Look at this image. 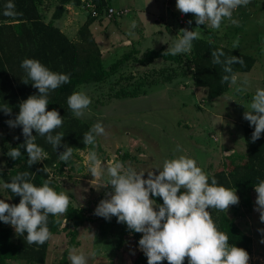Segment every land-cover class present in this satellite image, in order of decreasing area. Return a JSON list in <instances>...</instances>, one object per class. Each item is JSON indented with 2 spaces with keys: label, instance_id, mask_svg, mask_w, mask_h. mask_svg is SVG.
<instances>
[{
  "label": "rangeland",
  "instance_id": "rangeland-1",
  "mask_svg": "<svg viewBox=\"0 0 264 264\" xmlns=\"http://www.w3.org/2000/svg\"><path fill=\"white\" fill-rule=\"evenodd\" d=\"M164 2L166 4L163 6L161 0H109V4L125 7L128 11L115 20L102 17L92 23L91 32L103 51L105 66L108 67L123 53L134 48L139 50L138 56L148 48L162 46L168 49L183 35L181 29L194 30L208 37L203 33L207 25L197 26L193 14H182L176 8V0ZM55 4L53 0L42 5V16H50ZM70 6V9H65L61 22L72 21L68 35L75 40L76 29L89 11L82 4ZM162 7L168 10L166 15L163 14ZM44 18L46 19V15ZM190 20L191 24L188 23ZM233 20L241 21L250 30L245 37L258 38L254 41V47L248 50L253 51L257 63L251 71L239 73L244 75L237 76L236 85L233 88L231 86L220 98L206 99V89L193 84L191 72H187L190 67L185 59L180 63L155 59L146 65L129 60L122 63L104 81L79 86L77 92L88 95L92 103L90 110L78 118L91 127L100 122L105 129V135L96 136L92 150L97 153L102 165L106 166L111 161L122 162L125 168L131 167L137 172H144V178L147 179L148 171L158 175L156 168H162L166 159L180 155L195 159L197 165L205 173H209L221 168L222 162L230 153H245L243 127L250 126V123L243 118V114L248 111L257 89H264V0H250L247 6L234 10L231 20L225 19L223 25L228 24L232 29L236 26ZM55 22L58 24L60 20ZM133 23L136 25L134 28ZM230 31L227 37L223 36L217 42L228 46L232 44V39L237 46L238 38L229 34ZM254 31L258 33L255 35ZM242 42L246 49V43L244 40ZM181 65L185 72L171 82L149 85L147 79L157 77V74L149 73L152 69L179 68ZM130 93L135 96H129ZM120 94L126 96H119ZM261 135L264 137V133ZM6 136L9 138L4 141ZM14 139L15 128L0 124V199L9 204L12 202L1 179V171L7 165L2 147ZM89 153V150L78 151L73 158L74 164L64 167L61 175H56L49 168L61 191L75 205L85 207L92 217L78 228L79 245L70 248L65 264H71L69 254L72 251L83 252L88 257V264H132L136 250L140 247L135 246L129 238L130 234H127L123 246L118 249L116 241L119 227L94 214L100 201L109 199L113 190L110 185L107 186L109 177L106 172L102 177L96 178L90 173ZM235 192L239 203L230 206L227 213L253 239L248 264H264V243H261L264 233L258 231L264 229V222L260 221L259 212L255 210L257 193L254 189L243 188H237ZM246 196L251 199L250 205L244 203ZM2 223L15 231L10 224ZM100 224L104 226L103 232ZM67 240L64 232L53 235L46 260L41 264H63L61 258L68 246ZM9 264L25 262L11 260ZM163 264H167V261Z\"/></svg>",
  "mask_w": 264,
  "mask_h": 264
},
{
  "label": "clouds",
  "instance_id": "clouds-1",
  "mask_svg": "<svg viewBox=\"0 0 264 264\" xmlns=\"http://www.w3.org/2000/svg\"><path fill=\"white\" fill-rule=\"evenodd\" d=\"M249 3L250 0H176V8L182 14H193L197 26L208 25L219 29L225 19L231 20L234 10ZM4 14H16L11 0L5 5ZM232 22L236 23L234 20ZM135 26L133 23L132 27ZM181 32L183 35L167 50L171 55L189 53L192 42L200 36L194 30L181 29ZM211 56L213 64L224 65L225 73H232V64L244 63L236 56L222 61L220 58L224 52L219 49L213 51ZM21 68L33 87L38 89L39 95L29 96L23 101L15 120L7 123L11 127L22 126L25 137L23 146L31 167L45 157L44 150L35 143L33 130L46 137L55 150L61 146L63 133H52L62 126L63 119L57 110H47L48 94L69 83L70 77L53 72L31 58L24 59ZM236 80V75L232 73L231 76L224 75L221 83L235 84ZM67 103L75 116L83 117L90 110L92 101L85 93L75 92L68 97ZM0 110L11 114L7 105L0 106ZM243 118L254 126L252 141L255 142L264 133V89H257ZM105 134L102 123L97 122L85 133L84 144L95 146L96 136ZM64 147L65 151L59 154V158L67 163L73 150L72 147ZM7 155L16 160L21 152L18 148H12ZM89 162L92 176L102 177L106 172L109 177L107 186L110 185L113 190L109 199L100 201L94 214L106 220L115 216L117 222L126 224L129 230L142 233L138 243L147 257V264H163L165 260L167 264H184L186 259L187 264H248V252L229 244L228 235L218 230L209 211L227 212L230 206L239 203V197L235 191L219 185L215 177L209 183L208 174L197 165L195 159L185 155L166 159L162 168H156L159 174L148 171L147 179L144 172L125 168L122 162L111 161L106 166L102 165L95 151H90ZM28 176V172L19 173L10 183L3 184L4 189L19 196L20 200L18 204H9L0 199V221L10 224L19 235L26 233L28 244L43 245L52 237L48 228L49 215H64L70 197L65 192L55 191L48 180L38 187L29 182ZM254 190L257 193L255 210L259 212L260 221L264 222V180L256 184ZM152 197L161 198L163 204L157 205ZM258 231L264 233V229ZM69 259L71 264H88V257L83 252L72 251Z\"/></svg>",
  "mask_w": 264,
  "mask_h": 264
},
{
  "label": "trees",
  "instance_id": "trees-1",
  "mask_svg": "<svg viewBox=\"0 0 264 264\" xmlns=\"http://www.w3.org/2000/svg\"><path fill=\"white\" fill-rule=\"evenodd\" d=\"M46 0H11L15 5V15L6 16L5 5L9 0H0V106L7 105L11 109V114H5L0 110L1 126H10L7 121L15 120L19 113V105L29 96L39 95L38 89L33 87L32 81L28 79L21 63L26 58L40 61L49 70L56 73L67 74L70 82L62 84L48 94L47 110H57L63 119L61 127L57 128L52 135L63 133L64 137L61 146L56 150L47 142L46 137L38 135L33 130L35 143L40 146L45 153V157L40 162L28 165V155L23 146L25 137L22 134V126H16L15 139L2 147L5 155L6 168L1 171L3 184L10 183L13 177L19 173L28 172L27 179L36 186H42L48 180L49 186L57 192H62L56 177L51 175L50 169L56 175H61L64 167L74 164V156L80 150L92 151L94 146L84 144V135L92 128L88 123L81 121L73 114L68 106L67 100L70 95L78 91L79 86L89 83H99L108 78L122 63L133 60L141 65L153 62L155 59H162L172 63H180L185 59L191 72L193 84L196 87L206 88V99L214 100L223 95L230 87V82L221 83L224 75L232 73H246L252 70L257 58L250 51L230 48L212 41L207 37H199L192 42V49L186 55H171L164 47L148 48L140 56L138 49H131L113 61L108 67L103 63V51L96 42L90 25L97 19H102L104 8L109 4V0H55L56 4L51 17L45 21L42 16L41 6ZM53 1V0H51ZM85 1L94 3L98 16H93L91 12L77 30V38L70 39L64 32L54 24L56 19L61 18L65 11V4L83 5ZM112 18L111 20H115ZM222 50L223 61L228 57L236 56L243 60V65L234 63L231 65L232 73H225L223 64H213L211 53ZM182 67H163L152 69L151 74L157 77L147 79L149 85L161 82H171L179 75L183 74ZM146 81V80H145ZM119 96H126L120 94ZM129 96H135L130 93ZM254 128L249 125L243 127V137L245 143V153L232 152L226 156L222 162V167L207 173L209 183L215 177L218 184L235 191L237 188L254 189L255 185L264 180V137L261 135L255 142L252 141ZM9 136H6V141ZM72 147V157L67 163L59 158V154L65 151V147ZM12 148H18L21 155L12 159L7 155ZM50 168V169H49ZM54 173V172H53ZM183 191V190H182ZM12 204H18L20 197L14 195L6 189ZM157 205H162L163 201L159 197H152ZM246 205L251 204V199L244 197ZM158 210V208H157ZM212 219L218 230L224 232L229 237V244L245 249L248 254L252 253L253 239L238 225L236 220L229 216L227 212L209 209ZM91 215L85 207L75 205L70 201L67 212L58 217L49 215L48 228L53 235L64 232L67 240V247L63 251L61 262L66 263V256L70 248L79 245L78 228L84 222L91 220ZM119 227V234L116 247L120 249L127 234L135 246H139L142 233H135L127 228L126 224L118 223L113 216L109 220ZM101 232L104 226L99 225ZM24 236L19 235L11 227L3 225L0 221V264H9V261H23L25 264L44 263L50 246V240L43 245L28 244ZM132 264H147V257L141 249L136 250ZM184 264H187V259Z\"/></svg>",
  "mask_w": 264,
  "mask_h": 264
},
{
  "label": "crops",
  "instance_id": "crops-1",
  "mask_svg": "<svg viewBox=\"0 0 264 264\" xmlns=\"http://www.w3.org/2000/svg\"><path fill=\"white\" fill-rule=\"evenodd\" d=\"M51 0H46L45 1V3L43 4V5H45L46 3H49ZM154 1H157V0H154ZM162 1V3H163V6L166 4L164 1L165 0H161ZM165 3V4H164ZM70 4H72V3H68V4H65V9L66 10H68V9H70L71 8V6H70ZM54 7L55 6H53V10H54ZM139 9V8H138ZM65 10V11H66ZM245 10H248V8L247 7H245ZM162 11H163V14H167L166 13V11L168 12V10L166 9V7L165 8H163L162 7ZM45 15H46V19L44 18L45 17ZM182 15V14H181ZM51 17V15L49 16V15H47V14H44L43 15V19L45 20V21H47L49 18ZM63 16H61V18H62ZM61 18H59V20H60V22L57 24L55 21H54V24L57 26V27H59L60 28V30L62 31V32H64L69 38H71L69 35H68V32L71 30L70 29V26L72 25L71 23H72V21H68V20H65V21H63V22H61ZM238 18H240V17H238ZM86 19V18H85ZM57 20V19H56ZM71 20V19H70ZM228 20V19H227ZM85 21V20H84ZM83 21V22H84ZM96 21V20H95ZM94 21V22H95ZM82 22V23H83ZM81 23V24H82ZM225 22L223 21L222 22V24H221V26H220V28L219 29H212L210 26H205V29L203 30V33L204 34H206L208 37L207 38H209V39H211L212 41H216L217 42V40L219 41H221V39L223 38V36L224 37H227L228 35H227V33H228V31L229 30H231L230 32H229V34H232V36L236 39V38H238V41H237V46H235L234 47V44H233V40L232 39H230L231 40V45H228L227 47H230V48H238L239 50H244V51H248V50H251L253 47H254V41H257L258 40V38H253V37H245L246 36V33H249L250 32V30L248 29V28H245L244 26H243V24H242V22L241 21H237L236 22V26L235 27H233L232 29H231V27L227 24V25H223ZM138 24V23H137ZM91 26H92V24L90 25V29H91ZM77 30H78V28L76 29V32H77ZM92 31V30H91ZM254 33H255V35L258 33V31L257 32H255L254 31ZM199 37H205V36H203V35H201L200 34V36ZM244 40V43H246L245 44V46H246V49H244L243 48V41ZM239 42V43H238ZM242 42V43H241ZM220 44V43H219ZM221 45H223V44H221ZM241 45V46H240ZM224 46H226V45H224ZM257 47V46H256ZM166 48V47H165ZM251 53H253V51L251 52ZM256 63H257V61H256ZM255 63V64H256ZM255 66V65H254ZM236 75V77L238 76H240V75H244V74H239V73H237V74H235ZM237 77V78H238ZM234 85H236V83L235 84H230V87H229V89L224 93V94H226L229 90H230V88H231V86H232V88H233V86ZM201 88V87H200ZM206 89V88H205ZM223 94V95H224ZM220 97H222V95L221 96H219V98Z\"/></svg>",
  "mask_w": 264,
  "mask_h": 264
},
{
  "label": "built area",
  "instance_id": "built-area-1",
  "mask_svg": "<svg viewBox=\"0 0 264 264\" xmlns=\"http://www.w3.org/2000/svg\"><path fill=\"white\" fill-rule=\"evenodd\" d=\"M83 7H85L93 16H98L99 13L95 9L94 3L90 1H85L83 4ZM128 11L125 7H115L113 5H108L104 8L103 16L107 19L117 18L123 16ZM182 22V20H180Z\"/></svg>",
  "mask_w": 264,
  "mask_h": 264
}]
</instances>
